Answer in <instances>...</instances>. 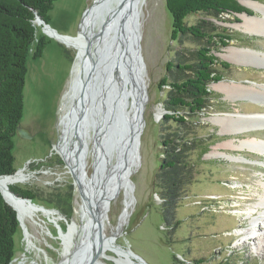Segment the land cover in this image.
Here are the masks:
<instances>
[{"label": "rangeland", "instance_id": "rangeland-1", "mask_svg": "<svg viewBox=\"0 0 264 264\" xmlns=\"http://www.w3.org/2000/svg\"><path fill=\"white\" fill-rule=\"evenodd\" d=\"M93 1L55 0L49 11V26L57 34L76 36L83 13ZM246 8L252 16L260 15ZM241 14L249 16L242 12L209 17L218 28L237 38L222 47L218 55L228 46L264 53V34L246 33L240 27H234L242 21ZM194 20V15L186 18L189 23ZM138 22L140 52L147 75V101L139 132V148L130 175L131 206L122 216L125 191L110 195L104 232L111 236L113 248L106 251L109 258H103L104 261L131 264L112 259L120 255L134 264H264V245L259 246L260 252L253 251L251 243L254 239L249 237V241L243 242L242 236L235 233V229L248 224L245 211L258 201L264 178V156L247 146L239 149L236 146L249 140L264 143V128L255 126L254 130L221 133L214 121L216 117L264 115V101L251 100V96L245 94L232 98L214 88L215 83L209 85L214 96L199 118L200 125L203 124L199 135L210 137L209 150L201 157L204 162L196 161L194 180L177 205L176 223L168 225L162 216L155 182L161 157L158 126L162 116L159 115L160 111H166L157 82L165 74V62L174 56L179 45L177 40L170 38L172 18L165 8V0H145ZM36 34L44 36L47 43L40 57H28L22 117L18 124L28 136L22 137L17 131L13 135L14 168L18 172L10 178L11 185L33 193L36 207L42 205L46 209L38 207L42 224L36 226L37 231L31 223H27L26 230L21 222L18 223L10 264H60L63 239H72L69 224L73 217L80 223L75 215L79 198L73 178L61 153L53 147L61 134L59 111L62 96L70 82L78 51L44 33L38 24ZM218 57L228 61L230 67L222 69L223 78L217 83L258 89V86H264V65L233 63L220 55ZM82 136L85 137L84 131ZM86 160V174L92 176L91 156ZM74 229H77L76 225ZM33 245H41L47 256L42 250L36 253Z\"/></svg>", "mask_w": 264, "mask_h": 264}, {"label": "trees", "instance_id": "trees-1", "mask_svg": "<svg viewBox=\"0 0 264 264\" xmlns=\"http://www.w3.org/2000/svg\"><path fill=\"white\" fill-rule=\"evenodd\" d=\"M54 1L0 0V176L16 171L13 135L22 117L27 61L29 56L40 57L47 43L44 36L36 34L34 18L38 15L48 23ZM241 2L165 0L172 18L170 38L179 45L174 56L165 62V74L157 82L166 111L158 126L161 157L155 182L162 216L168 225L176 223L177 205L194 180L196 161L204 162L201 157L209 150L210 137L199 135L203 128L199 118L214 96L209 85L220 81L222 69L230 67L217 53L236 38L218 28L209 17L242 12L251 15ZM190 15L195 16L193 23L186 21ZM9 188L34 199L29 189L11 184ZM18 223L16 212L0 193V264H10L13 258Z\"/></svg>", "mask_w": 264, "mask_h": 264}, {"label": "bare ground", "instance_id": "bare-ground-1", "mask_svg": "<svg viewBox=\"0 0 264 264\" xmlns=\"http://www.w3.org/2000/svg\"><path fill=\"white\" fill-rule=\"evenodd\" d=\"M144 2L145 0H96L90 12L86 13L81 24L83 31L79 33V36L61 39L63 43L74 47L78 51L70 82L62 96L59 111L61 134L59 136V147H57V149L67 161L66 165L69 171H72L73 174L76 175L74 189L80 201H76L78 206L75 209V215L79 217L80 223L79 221L77 222L74 217L73 219L71 218L72 221L69 224V234H71L72 239L71 241H69V239L66 240V238L63 239L61 252L63 257L60 264H108L103 258H109L106 251L110 247L113 248L111 244L112 239L111 236L108 237L104 232L105 215L100 218L98 225L93 227L95 209L98 202H100L107 211L110 195L120 190L125 191V211L122 216L125 215L131 206L130 175L133 170L134 157L136 156L137 143L134 140V136L137 129L135 128L133 130V141H131L128 136H123L122 138L120 137L117 144H114L110 149H106V147L101 144L99 137L97 138L101 133H92L95 122L86 118L83 125V122H81L79 118V113L77 115L79 99H82V87L79 74L81 73V59L84 57L86 46L88 45L84 42L86 39L82 35L83 32L87 30L95 32L96 29H94V31L91 30L92 24H94V22L96 24L97 21L104 18L106 10L110 9V11L114 13V27L111 32L109 31V35L106 38L108 42H111L114 32L117 30L121 21L130 19L133 24L139 21ZM242 3L246 7L259 12L260 15L248 16L246 14H241L240 17L242 21L239 24H235L234 27H240V29L246 33L264 34V2L261 0H244ZM96 27L97 25H94V28ZM124 28L127 29L126 23L124 24ZM45 30L52 32L47 27H45ZM93 41L95 40H92V42ZM219 55L233 63L264 65V53L253 49L248 50L228 46L222 53H219ZM146 81L147 75L145 74L144 76L142 75L140 79L136 78L134 84L127 81V79L123 82L124 89L121 94L123 99L119 107L125 112L128 119L130 116H135L136 106L138 105V92H140L139 98H145L144 90L146 89ZM212 86L223 91L227 96L232 98L245 94V96H251V100L264 101L261 100V97H264V86H258L260 89L255 87L248 88L246 85L237 87L225 82L215 83ZM214 121L218 124L221 133H232L239 130L242 131V129L243 131H245V129L254 130L255 126L264 128L263 114H256L254 116L234 115L216 117ZM89 123H91L92 126ZM128 128L129 126L126 131ZM83 131L85 137L82 136ZM243 146H247L249 149L257 151L264 156V143L249 140L240 143L236 147L239 149ZM87 156H91L92 158V176H88L85 171V166L86 164L88 165L86 160ZM10 177L11 176L0 179V187L6 201L17 210L19 221L25 230L27 229V223H31L37 231L36 226L38 225L41 227L42 224V219L38 216L39 208L35 205H30L29 203L15 199L10 195L9 185L12 183ZM261 182L262 190L259 193L258 201L253 207L245 211L246 215L243 213L242 209L240 210V212L244 214V218L249 219L248 224L239 229H235V233L238 236H242L241 240L243 242L249 241V237L254 239L253 243H251V250L256 252H260L259 246L264 245V178ZM258 209H261V211H258ZM98 213H100V211ZM56 217L58 218V216H54V218ZM75 225L77 226L76 230L74 229ZM27 235L31 237V234L28 232ZM33 246L36 253H38L39 250L45 253L41 245ZM116 250L119 252L118 249ZM112 259L118 263L127 261L134 264L128 258H124L120 255H118V257L113 256Z\"/></svg>", "mask_w": 264, "mask_h": 264}, {"label": "water", "instance_id": "water-1", "mask_svg": "<svg viewBox=\"0 0 264 264\" xmlns=\"http://www.w3.org/2000/svg\"><path fill=\"white\" fill-rule=\"evenodd\" d=\"M95 1L96 0H94L92 5H90L84 11L80 22V28L76 36L57 34L49 26V24L41 19L38 15H35L34 23L35 25H40L44 33L59 39V41H61L62 38L78 37L79 33L83 31L81 28L82 21L86 13H89L91 8L94 6ZM113 17L114 13L111 12L110 9L106 10L104 18H101V20L97 21L96 24L95 22L92 24L91 30L94 31V29H96L97 31H88V35L85 33V31L82 34L86 39V44L88 45L86 46L85 55L81 59V73L79 74V77L82 87V99H79L77 115L79 113L81 122H84L86 118L95 122L92 128V133H101L99 136H97V138L99 137L101 144L104 145L106 149H110L114 144H117L120 137L122 138L123 136H128L131 141H133V130L136 128L137 131L134 136V140L137 143L138 150L139 132L141 131V125L143 124V111L147 98H139L140 92H138V105L136 106L135 116H130L129 119L119 106L121 105L123 99L121 94L123 93V82L125 79L134 84L136 78L140 79L142 75L144 76L146 74V69L139 45L140 26L139 22L133 24L130 19L126 21L123 20L119 24L117 30L114 32L112 41L108 42L106 37L109 35V31L111 32L114 27ZM125 23L127 24V29L124 28ZM94 25H97V27L94 28ZM45 27H47L52 32L46 31ZM92 40L95 41L92 42ZM91 42L94 43L93 46ZM100 44L101 47H99ZM72 69L73 66L71 68V73ZM163 114L164 111H160L159 116H162ZM89 124L92 126L91 123ZM128 126L129 128L126 131ZM16 131L22 137L28 136V133L19 126H17ZM57 144L58 141L53 146L56 150ZM61 157L63 158L62 155ZM63 160L66 164L67 161L65 158H63ZM17 172L18 171H15L13 174L9 175H1L0 179L13 176ZM70 174L73 178V182H75L76 175H74L72 171H70ZM0 193L5 202L16 212V217L20 224L17 210L6 201L1 187ZM9 193L15 199L29 203L30 205L37 206V204H35L31 198L23 197L10 190V188ZM38 207L43 206L38 205ZM104 209V205L98 202L93 216V227L98 225L101 217L105 215L106 218V209ZM99 211L100 213H98Z\"/></svg>", "mask_w": 264, "mask_h": 264}]
</instances>
